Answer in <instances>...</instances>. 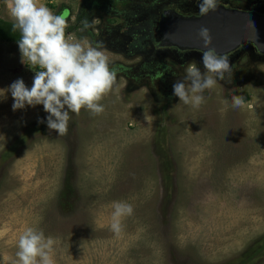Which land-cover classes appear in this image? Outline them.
Returning <instances> with one entry per match:
<instances>
[{
  "label": "rangeland",
  "instance_id": "1",
  "mask_svg": "<svg viewBox=\"0 0 264 264\" xmlns=\"http://www.w3.org/2000/svg\"><path fill=\"white\" fill-rule=\"evenodd\" d=\"M151 1L161 8L162 0H100L66 34L102 42L117 71L103 114L70 113L58 136L42 105L13 111L10 92L0 100V262L32 226L55 241V264H264V60L237 54L231 82L218 79L199 109L184 105L172 85L189 65L203 71L201 57L115 41L122 13ZM84 2L93 0H38L68 26ZM0 18L11 21L5 0ZM85 20L92 27L81 31ZM34 71L18 43L0 41V89L18 78L30 88ZM117 201L134 209L119 236L110 229Z\"/></svg>",
  "mask_w": 264,
  "mask_h": 264
},
{
  "label": "clouds",
  "instance_id": "2",
  "mask_svg": "<svg viewBox=\"0 0 264 264\" xmlns=\"http://www.w3.org/2000/svg\"><path fill=\"white\" fill-rule=\"evenodd\" d=\"M13 31H18V48L21 63L27 65L35 75L32 85L26 86L22 78L16 79L7 89H0V100L13 98V111L26 106L42 105L47 113L49 131L58 136L68 133L70 113L79 116L82 109L90 116L104 113L101 101L113 90L117 82V71L110 67L111 61L105 54L102 42L92 44L66 36L68 18L66 14H55L38 0H5ZM219 0H199L198 15L205 16L216 11ZM92 27L85 20L81 31ZM197 36L203 42V71L189 65L182 79L172 85V95L184 105L199 109L204 103V92L213 88L219 80L231 82L232 67L228 56L210 47L212 36L207 27L201 26ZM243 97L231 96V107L242 106ZM227 105L229 100L225 99ZM39 120L38 123H44ZM133 206L117 201L113 204L110 229L119 236L122 221L133 214ZM55 241L45 237L42 230L26 226L18 235L13 256L0 264H55L53 246Z\"/></svg>",
  "mask_w": 264,
  "mask_h": 264
},
{
  "label": "water",
  "instance_id": "3",
  "mask_svg": "<svg viewBox=\"0 0 264 264\" xmlns=\"http://www.w3.org/2000/svg\"><path fill=\"white\" fill-rule=\"evenodd\" d=\"M219 5L216 11L205 16L164 11L158 26L160 39L180 50L202 53L203 42L197 32L203 26L210 30V47L218 53L229 54L242 45L250 44L258 53L264 54V14L222 3Z\"/></svg>",
  "mask_w": 264,
  "mask_h": 264
},
{
  "label": "flooded vegetation",
  "instance_id": "4",
  "mask_svg": "<svg viewBox=\"0 0 264 264\" xmlns=\"http://www.w3.org/2000/svg\"><path fill=\"white\" fill-rule=\"evenodd\" d=\"M247 1L249 2V7L248 8H244V9L254 10V11H257L259 13H263L264 14V1H261V0H247ZM99 2H100V0H93V2L90 5H87L86 2L82 3V5L80 6L79 14L83 10H84V12L86 14V9L88 7H91L92 4L96 5L97 6L96 8H98L97 3H99ZM171 2H173V1H171ZM171 2H169V3H168V1L167 2L166 1L163 2L162 3L163 4L162 5V9L163 10L161 8H158L159 10L156 9L157 14L161 15V13L163 11L167 10V9H171V10H174V11H177L179 13L186 14V15H193V14H197L198 13L199 0H195V1L194 0H192V1L191 0H175V3L170 4ZM219 3L225 4V5L230 6V7H235V6L231 5V4H229L228 0H219ZM144 4L145 3L142 2V3L134 5V7H133L134 9L132 8L131 10H133L135 12V15H131V16L128 15V12H130L131 10H125L122 13L123 15L120 13L123 16V18H124L125 26L123 27L122 32L115 37V41L117 40L119 42H122V41H124L125 43L127 42L126 48L129 51L133 50V48H138L137 46L133 45L134 42L136 41V39H134L131 36V33H130L129 30H134L137 33L140 32V29L141 30H143V29L150 30V23L148 22L149 17L146 15V10L143 7ZM108 6H109V9H110L111 4L108 3ZM148 7H149V10H150V5ZM85 14H84V17L86 16ZM129 17L139 18V21L136 24H134V25H129L128 24L129 23ZM153 26H154V29L156 30V32H158V25L156 26V23L155 24L153 23ZM114 30L115 29H113V28L112 29L109 28L108 32H111V31H114ZM111 41H114V40L111 39ZM113 43H110V44H113ZM143 43L145 44L146 42L143 41ZM115 48H117V47H115ZM242 52L264 60V54L258 53L255 50V48L252 45H250V44L242 45L238 49H236L234 52L226 54V55H229L228 56V60L230 61L237 54L242 53ZM179 53H181L182 55H184V54H195V55H197V56L202 58V53L199 52V51L181 50V51H179Z\"/></svg>",
  "mask_w": 264,
  "mask_h": 264
},
{
  "label": "trees",
  "instance_id": "5",
  "mask_svg": "<svg viewBox=\"0 0 264 264\" xmlns=\"http://www.w3.org/2000/svg\"><path fill=\"white\" fill-rule=\"evenodd\" d=\"M164 1H166V0H162L161 2L163 3ZM149 5H150V10L148 7ZM157 5L158 4L156 2H153V1H151L148 4H144L143 7L146 10V15L149 17L148 22L150 23V30L143 29L145 31L144 32L143 30L140 29L139 33L135 32L134 30H129L131 33V36L134 39H136V41L134 42L133 45L137 46L138 47L137 49H139V51H144L145 49L151 47L150 52L164 50V51L169 52V53H178V54L182 55L181 53H179V51H181L180 49L173 47V46H170V45H167L165 41H162L160 39L159 31L156 32V30L154 29L153 23L154 24L156 23V26L157 25L159 26L160 18L165 15L164 11L163 12L161 11L162 12L161 15L157 14L156 9L159 8ZM162 5L163 4L160 5L161 9H162ZM168 10H171V9H167L165 11H168ZM84 14H85L84 10L80 14H78L77 23L74 25L68 26V28L66 29V34L69 31H72V30L76 29L77 27H79V22L82 19H84ZM128 15H130V16L135 15V12L133 10H131L130 12H128ZM158 35H159V37H158ZM19 38H20L19 32L13 31L12 21L0 18V41H5V42H9V43H18L17 41ZM143 41H145L146 43L144 44ZM144 65H147V63Z\"/></svg>",
  "mask_w": 264,
  "mask_h": 264
}]
</instances>
